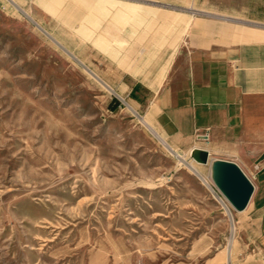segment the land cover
I'll return each instance as SVG.
<instances>
[{
	"label": "rangeland",
	"instance_id": "374dc122",
	"mask_svg": "<svg viewBox=\"0 0 264 264\" xmlns=\"http://www.w3.org/2000/svg\"><path fill=\"white\" fill-rule=\"evenodd\" d=\"M232 4L0 0V264H264L250 208L127 91L166 72L196 18L264 33V0L255 17Z\"/></svg>",
	"mask_w": 264,
	"mask_h": 264
},
{
	"label": "crops",
	"instance_id": "0c3cea01",
	"mask_svg": "<svg viewBox=\"0 0 264 264\" xmlns=\"http://www.w3.org/2000/svg\"><path fill=\"white\" fill-rule=\"evenodd\" d=\"M232 2L238 16L255 17L249 0ZM252 34L196 18L166 72L127 91L162 137L240 165L255 185L248 208L264 252V33Z\"/></svg>",
	"mask_w": 264,
	"mask_h": 264
},
{
	"label": "water",
	"instance_id": "95a60500",
	"mask_svg": "<svg viewBox=\"0 0 264 264\" xmlns=\"http://www.w3.org/2000/svg\"><path fill=\"white\" fill-rule=\"evenodd\" d=\"M193 156L201 164L210 161V153L205 148L194 149ZM212 179L237 211L242 212L248 207L255 185L237 162L215 158L212 162Z\"/></svg>",
	"mask_w": 264,
	"mask_h": 264
},
{
	"label": "built area",
	"instance_id": "2783aa9c",
	"mask_svg": "<svg viewBox=\"0 0 264 264\" xmlns=\"http://www.w3.org/2000/svg\"><path fill=\"white\" fill-rule=\"evenodd\" d=\"M106 84V86H108L109 88H110V93L115 97V98H117V99H119V100H126L125 99V97H122L113 87H111L109 84H107V83H105ZM126 104H129V103H127L126 102ZM133 108V107H132ZM134 110H135V112L138 114V115H140L141 116V114H140V112L139 111H137L135 108H133ZM203 136H206V138H208V133H206V134H204ZM168 145H169V143H167ZM172 148V147H171ZM178 154V156L179 157H181V158H183L184 159V156H186V155H184V154H181V153H177ZM191 155H193V151L191 150V153H190ZM196 163V161H195V159L193 158L191 161H190V165L192 166V163ZM193 167V166H192ZM195 170V169H194ZM196 171V170H195ZM217 193V192H216ZM218 194V193H217ZM219 195V194H218Z\"/></svg>",
	"mask_w": 264,
	"mask_h": 264
},
{
	"label": "bare ground",
	"instance_id": "6f19581e",
	"mask_svg": "<svg viewBox=\"0 0 264 264\" xmlns=\"http://www.w3.org/2000/svg\"><path fill=\"white\" fill-rule=\"evenodd\" d=\"M119 7H121L122 8V6H121V4L119 5ZM123 8H125V12H135V11H137V7L136 6H132V5H129V6H126V5H124L123 6ZM146 14V13H145ZM165 19H168V20H172V19H174L173 17H169V16H165ZM190 23V22H189ZM203 138H205L206 139V136H202ZM201 137V138H202ZM196 148H199V147H195V148H193L192 149V151L194 150V149H196ZM207 149V148H206ZM215 159V158H214ZM214 159H212V158H210V161H209V164H210V168H211V172H210V177L212 178V162H213V160ZM199 163V162H198ZM213 180V179H212ZM214 182V181H213ZM226 198V197H225ZM228 200V199H227ZM250 204L251 203H249V205H248V207L250 206ZM248 207L246 208V209H248ZM246 209L244 210V211H246ZM243 212V211H242Z\"/></svg>",
	"mask_w": 264,
	"mask_h": 264
}]
</instances>
